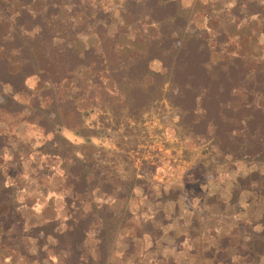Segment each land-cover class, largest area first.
<instances>
[{
  "label": "trees",
  "instance_id": "1",
  "mask_svg": "<svg viewBox=\"0 0 264 264\" xmlns=\"http://www.w3.org/2000/svg\"><path fill=\"white\" fill-rule=\"evenodd\" d=\"M103 3L0 0V91L21 88L32 96L30 121L49 137L38 151L61 163L66 220L36 231L55 240L60 256L66 254L65 264H111L121 218L110 205H96L89 196L99 192L127 203L144 184L96 157L97 149L89 142L96 133L85 126L81 101L133 122L166 101L180 111L182 140L207 152L201 157L209 172L225 165L234 169L237 162L264 166V62L228 51L234 26L250 25L264 37V0H197L192 9L180 0H122L117 16ZM195 12L212 22L210 28L188 32ZM81 36H94L98 44L81 52ZM125 39L133 42L130 52L122 48ZM156 63L163 74L154 70ZM32 79L41 88L39 94L27 88ZM17 107L15 112L24 108ZM63 129L73 130L86 144L74 145ZM4 147L0 136V155ZM254 183L261 187L264 175H252L250 186ZM18 208L17 190L0 184V226L10 214L13 219L4 246L26 256L28 235L19 226ZM91 234L94 257L78 249ZM227 244L225 239L207 258L232 264L234 254L227 252ZM235 256L242 264H261L264 230Z\"/></svg>",
  "mask_w": 264,
  "mask_h": 264
},
{
  "label": "rangeland",
  "instance_id": "2",
  "mask_svg": "<svg viewBox=\"0 0 264 264\" xmlns=\"http://www.w3.org/2000/svg\"><path fill=\"white\" fill-rule=\"evenodd\" d=\"M180 1L190 9L197 2ZM103 2L104 9L117 16L122 0ZM201 12L194 13L188 32L210 28L212 22ZM251 28L232 27L228 51L264 62V37ZM98 41L94 36H81L77 46L82 52ZM132 46V41L122 40L125 52L132 51ZM153 68L164 72L159 63ZM83 77L88 79V75ZM71 87L66 88L67 94ZM27 88L37 94L41 91L35 79L29 80ZM31 100L21 88L6 86L0 91V136L5 138L0 184L17 190V218L28 235L24 242L29 249L22 256L4 246L13 224L10 214L0 226V264H65L66 254L60 256L55 240L36 231L50 222L63 223L67 210L60 193L64 184L61 163L38 151L49 137L30 121ZM94 101H99L98 94ZM91 104L87 100L78 103L85 113V126L96 133L89 139L97 149L96 157L121 175H136L144 181L127 203L99 192L89 196L96 205H110L121 218L111 264H215L207 254L221 249L225 239L227 252L234 254L232 264H242L235 253L264 230V184L250 186L252 175H264V166L237 162L234 169L225 165L209 172L201 157L207 152L182 140L180 111L166 101L154 104L138 122L115 119ZM18 105L24 108L15 112ZM69 123L74 125L75 120L70 118ZM62 133L76 146L86 144L73 130L63 129ZM78 249L88 250L94 257L93 234Z\"/></svg>",
  "mask_w": 264,
  "mask_h": 264
}]
</instances>
